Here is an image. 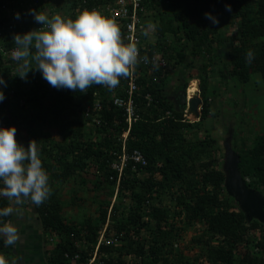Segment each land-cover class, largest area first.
Masks as SVG:
<instances>
[{
    "label": "trees",
    "instance_id": "trees-1",
    "mask_svg": "<svg viewBox=\"0 0 264 264\" xmlns=\"http://www.w3.org/2000/svg\"><path fill=\"white\" fill-rule=\"evenodd\" d=\"M105 1L108 0H11L20 19L14 14L5 15L0 21V76L6 81V87L0 85L5 96L0 101V127L26 129L25 134L16 132L17 141L27 146L36 140L49 174L51 195L35 206L41 225L50 226V233L58 235L51 249L46 248L44 239L49 264H72L64 254L71 256L75 251L80 253L78 262H84L105 221L116 181V170L111 168L110 161L113 152L121 151L119 133L127 124L124 110L112 106L110 96H127L128 78H121L111 91L100 85L86 93L58 89L35 69L26 79L13 75L17 65L9 49L15 47L14 34L41 27L29 14L30 9L74 19L81 11ZM145 2L150 19L147 25H155V30L149 28L153 41L146 42L148 50L141 49L140 55L149 58L157 53L165 64L156 68L149 61L148 65L136 67L134 118L125 151L129 156L131 150L138 149L145 162L136 163L127 157L106 234L120 242L101 243L98 252L117 264H123L124 254L129 253L136 259L132 264H264V130L256 135L249 128L254 132L249 137L244 131L243 135L237 134L239 126L231 129L237 155L231 163L243 187L260 192L256 197L262 202L261 216L251 213L250 217L233 194L224 190L225 173L218 164L217 139L209 132L198 135L202 120L210 114L208 100L216 96L217 87L229 80L243 83L253 72L264 78V0ZM226 4L231 5V12L225 11ZM206 12L217 16L219 24L207 20ZM250 49L255 58L249 64L245 57ZM222 50H226L225 55ZM181 62L193 66L182 87L187 85L188 92L194 94L198 83L202 104L199 118L194 121L185 118V104L179 108V103L166 91L171 75H177V63ZM190 77L192 80L187 82ZM96 99L102 102L98 123L84 115V106ZM42 125L54 128L59 139L49 131L42 132ZM248 138L251 144H247ZM89 164L95 167L98 178L94 187L102 188V198L95 215L69 221L63 214L67 203L62 199L65 183L84 184L81 173ZM67 193L72 194L70 203L79 198L72 187ZM8 203L0 197V208ZM4 219L7 217H0V222ZM190 228L195 229L189 238L194 251L188 255L177 250L174 242ZM0 246L7 249L12 245H5L0 237Z\"/></svg>",
    "mask_w": 264,
    "mask_h": 264
},
{
    "label": "clouds",
    "instance_id": "clouds-1",
    "mask_svg": "<svg viewBox=\"0 0 264 264\" xmlns=\"http://www.w3.org/2000/svg\"><path fill=\"white\" fill-rule=\"evenodd\" d=\"M10 1L7 0L6 5L12 12L4 11L2 17L15 14L14 5ZM108 1L96 5H105ZM225 11H232L230 4L225 5ZM29 14L41 27L24 34L16 33L12 37L15 47L10 55L17 65L13 75H18L21 79H26L28 73L35 69L52 87L58 89L86 93L94 85H100L111 91L120 84L121 78L133 76L137 65L143 59L137 43H125L117 22L98 11L83 10L74 19L60 14L49 16L47 12L36 9H30ZM15 18L20 19L18 12ZM205 18L213 25L219 24V18L210 12L205 13ZM149 28L154 31L155 25H149ZM148 34V31L144 32L145 36ZM150 38L153 39V36ZM245 58L250 64L255 58L254 51L248 50ZM153 66L159 67L156 59L153 60ZM0 85L6 87L2 76ZM186 87L187 85L183 86L181 95L185 104L184 116L188 119V100L195 93L198 95L199 90L197 83L195 93L188 97L187 92L183 93ZM4 99V92L0 89V101ZM19 130L15 126L0 127V182L3 185L0 187V197L9 202L7 206L0 208V217H7L0 222V237L4 238L5 245H15L20 239L18 227L12 223L13 215L20 216L25 211L24 207L28 206L26 209L31 210L39 221L35 206L43 204L52 192L49 174L43 166L36 140H31L24 146L16 139V132L21 134ZM120 175L116 171L115 191L110 198L106 218L98 230L97 238L105 223V237L109 230L110 208L116 198ZM39 223L41 225L40 221ZM50 228L41 225V231L45 232V239L49 242L46 247L48 249L53 247L58 237L57 234L50 233ZM119 242L120 239H117L114 244ZM45 254L48 258L49 252L46 251ZM99 255L110 260L106 254ZM111 255L115 256V253ZM0 264H6L3 257H0Z\"/></svg>",
    "mask_w": 264,
    "mask_h": 264
},
{
    "label": "rangeland",
    "instance_id": "rangeland-1",
    "mask_svg": "<svg viewBox=\"0 0 264 264\" xmlns=\"http://www.w3.org/2000/svg\"><path fill=\"white\" fill-rule=\"evenodd\" d=\"M232 30L233 29H229V32ZM221 52L225 55L226 50H222ZM192 68L193 66L187 67L185 62H181L179 64L177 63L176 71L178 72H175L177 75H171L166 85L167 93L175 99V102L179 103V108L182 107L180 101L182 98V82L184 78L186 79L189 72L193 70ZM191 78L192 77L188 78L187 82H190L192 80ZM214 80L213 82L215 85H218V82ZM235 83L232 80H229L228 83L217 87L216 96H213L212 99L208 100L210 102L208 107L210 114L202 120L201 129L198 131L199 137H202L206 132H209L211 136H214L217 139L218 146L220 147V150L217 153L219 160L218 164L224 169L225 173L224 190L226 189V184L230 183L234 175L238 174V172L230 166V161L236 159L237 156L231 139V134L233 133L231 129L233 127H240L236 130L238 131L237 134L243 135V133L246 132L249 137L254 136V132L250 131L249 128H253L256 135L264 130V78H262L258 72H253L247 81L243 83L237 81V84ZM186 89L183 93H186ZM201 104L202 102L200 100L196 106L195 112L187 111V114H189L188 119L192 121L197 119ZM212 113H215L216 115L213 116ZM240 121H242V124ZM257 126L259 129H256ZM31 128L34 127L31 126ZM49 128L44 127V125H42V127L40 126V130H42V132L49 131L54 134L53 136L55 138L59 139V135L56 133V130L52 127L50 129ZM19 129L22 134H25L26 129L24 130L22 127ZM236 142L238 144V141ZM247 144H251L250 138H248ZM81 174L85 179V183L80 184L78 181H68L65 183V193L62 194V199L67 201L63 208V214L65 219H68L69 221H79L83 216L89 214L95 215L97 203L102 198V188L94 187V184H96L95 181L98 178L95 173L94 165L89 164L86 170ZM71 187L73 188V191L76 192V195H79V198L76 199V202L74 203L69 202V197L72 194L69 195V193H67L68 189ZM250 191H252V188H250ZM252 194L255 197L260 196V192L258 190L252 191ZM233 197L239 202V199H237L235 195H233ZM239 205L245 208V213H247L249 217L252 216L251 209L243 206L240 202ZM26 208H28V206L24 207V212L28 210ZM27 213H32V211L28 210ZM20 216L13 215L12 223L17 224L16 221ZM194 228L184 231L178 239L175 240L174 243L176 244L177 250L191 255L194 250L191 248L192 245L189 238L195 232ZM44 239L45 232H43V240ZM46 242L47 244L45 245L48 246L49 242L45 241V243ZM46 251L47 250L44 252Z\"/></svg>",
    "mask_w": 264,
    "mask_h": 264
},
{
    "label": "built area",
    "instance_id": "built-area-1",
    "mask_svg": "<svg viewBox=\"0 0 264 264\" xmlns=\"http://www.w3.org/2000/svg\"><path fill=\"white\" fill-rule=\"evenodd\" d=\"M144 0H110L108 3L102 4L101 6H92L91 10H95L100 12L105 17L113 19L117 22L121 29L122 38L126 43L128 42H136L139 50L145 48L148 50L146 46V42L153 41L150 38L151 34L149 33L150 29L147 25V21L150 20L147 13L148 9L145 8ZM7 0H0V19L4 11L12 12L7 8ZM148 31V35L143 37L144 32ZM14 48V47H13ZM9 49V54H11V50ZM143 59L139 63L140 65H148L149 61L153 64V60L156 59V62L163 66L165 64V59L160 57L157 53H153L149 58L145 55H140ZM134 74L127 81V96L123 97L121 95L111 94V105L115 108H122L125 112V118L127 121L126 128L121 130L119 133L121 140V151L120 153L113 152L114 157L110 161V166L114 170L117 171V175L119 176L123 166L125 165V161L127 157L131 158L134 162L144 164L145 160L143 155L138 149L131 150V153L128 154L125 151V140L128 134L129 126L131 120L134 118V104L132 99V92L135 89ZM102 108V102L99 99L94 100L92 104L84 106V115L90 116L91 120L95 123H98V116L100 114V110ZM105 223L99 233V236L91 249L89 255L86 256L84 262H78L80 258V253L75 251L73 255L70 256L69 253L64 254L67 258L70 259L72 264H117L116 261L107 260L104 257H100L98 252V246L100 243L104 242L105 244H112L117 241L116 237H105L104 231L106 229ZM76 246L78 244L74 242ZM124 259L126 260L123 264H132L136 259L129 254L124 255Z\"/></svg>",
    "mask_w": 264,
    "mask_h": 264
},
{
    "label": "crops",
    "instance_id": "crops-1",
    "mask_svg": "<svg viewBox=\"0 0 264 264\" xmlns=\"http://www.w3.org/2000/svg\"><path fill=\"white\" fill-rule=\"evenodd\" d=\"M22 214L15 224L19 231V241L7 249L0 246V257L5 259L6 264H49L39 221L33 213L22 211Z\"/></svg>",
    "mask_w": 264,
    "mask_h": 264
},
{
    "label": "water",
    "instance_id": "water-1",
    "mask_svg": "<svg viewBox=\"0 0 264 264\" xmlns=\"http://www.w3.org/2000/svg\"><path fill=\"white\" fill-rule=\"evenodd\" d=\"M180 101L182 104L184 103L183 98ZM199 102H200V98L197 95V93H195L188 100L189 106L187 110L195 112L196 106ZM230 166L234 169V164L231 163V161H230ZM226 190L228 193L235 195L243 206H246L247 208L251 209L253 214L261 216L262 202L243 187L238 174L234 175L230 183L226 184Z\"/></svg>",
    "mask_w": 264,
    "mask_h": 264
},
{
    "label": "bare ground",
    "instance_id": "bare-ground-1",
    "mask_svg": "<svg viewBox=\"0 0 264 264\" xmlns=\"http://www.w3.org/2000/svg\"><path fill=\"white\" fill-rule=\"evenodd\" d=\"M188 89V88H187ZM186 89V92H187V96L188 97H190V95H192V94H190L189 92H188V90ZM194 91H196V88H195V90Z\"/></svg>",
    "mask_w": 264,
    "mask_h": 264
}]
</instances>
